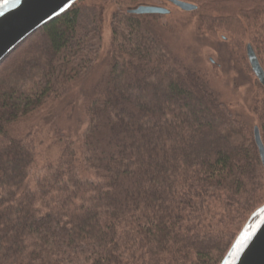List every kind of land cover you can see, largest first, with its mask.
<instances>
[{"label":"trees","instance_id":"16d2710c","mask_svg":"<svg viewBox=\"0 0 264 264\" xmlns=\"http://www.w3.org/2000/svg\"><path fill=\"white\" fill-rule=\"evenodd\" d=\"M196 1L199 27L229 33L249 68L251 44L264 69V0ZM78 2L0 61V264H222L264 209V89L251 127L167 52L151 14L113 8L105 41ZM84 98L85 127L60 126ZM36 115L56 121L59 155L33 184L41 140L16 124Z\"/></svg>","mask_w":264,"mask_h":264},{"label":"rangeland","instance_id":"374dc122","mask_svg":"<svg viewBox=\"0 0 264 264\" xmlns=\"http://www.w3.org/2000/svg\"><path fill=\"white\" fill-rule=\"evenodd\" d=\"M186 1L197 2L196 0ZM140 4L159 5L170 9L167 14H151L152 16L148 17L149 25L153 28L155 35L161 39L167 52L187 69L201 72L207 88L217 100L223 101L232 109L243 113L249 122L252 121L251 127L256 125L258 123L256 106L259 98L263 95L264 87L252 70L248 56L247 61L250 68L246 62L238 58L236 51L230 46L229 33L220 30L213 36L203 27H199L200 8L191 11L182 10L169 0H79L78 2L82 8V25L88 31L98 29L100 26L104 32L105 41L112 38L110 13L113 8L127 10ZM244 43H247L246 39H244ZM94 69L98 70L97 67ZM83 87L89 89L90 85L87 83ZM84 100L76 102L77 110L75 109L76 113L75 110L72 112L73 119L69 120L62 116L63 120L59 121L60 126H64V124L77 125L78 116V120L81 119L83 123L82 129L85 127V107L88 99ZM42 120V116L37 117L36 115L27 120L26 118L22 119L16 124L17 130H31L35 133L37 140H41L36 150V162L31 171L33 184L37 176L44 173L48 161L55 160L59 155V146L55 143V137L51 135L52 127L56 121L48 123L47 120L45 122ZM243 216L245 215L235 214L233 222L227 227L225 233L233 232L239 226ZM263 220L264 209L256 221L247 225L242 234L248 231L254 234ZM226 223L228 222L221 219L217 228L221 229ZM238 257L234 259L230 257L225 261V264H234Z\"/></svg>","mask_w":264,"mask_h":264},{"label":"water","instance_id":"95a60500","mask_svg":"<svg viewBox=\"0 0 264 264\" xmlns=\"http://www.w3.org/2000/svg\"><path fill=\"white\" fill-rule=\"evenodd\" d=\"M74 1L76 0H22L19 6L0 15V61L22 40ZM169 1L186 11L198 8L197 4L186 0ZM129 12L134 14H167L170 9L159 5L141 4L129 9ZM247 56L252 70L260 83L264 85V69L251 44L247 45ZM254 139L264 165V142L257 125L254 127ZM229 253L226 260L230 258ZM234 264H264V220Z\"/></svg>","mask_w":264,"mask_h":264},{"label":"snow or ice","instance_id":"6c2138e0","mask_svg":"<svg viewBox=\"0 0 264 264\" xmlns=\"http://www.w3.org/2000/svg\"><path fill=\"white\" fill-rule=\"evenodd\" d=\"M22 3V0H0V15H3L5 11L16 8ZM253 232H245L242 234L233 245L229 256L233 259L239 256L240 251L247 245L248 241L251 240Z\"/></svg>","mask_w":264,"mask_h":264}]
</instances>
